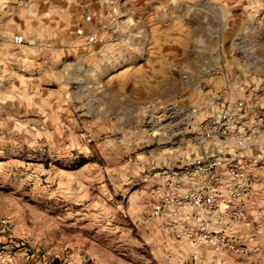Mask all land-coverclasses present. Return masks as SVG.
<instances>
[{
  "label": "rangeland",
  "instance_id": "obj_1",
  "mask_svg": "<svg viewBox=\"0 0 264 264\" xmlns=\"http://www.w3.org/2000/svg\"><path fill=\"white\" fill-rule=\"evenodd\" d=\"M112 3L97 12L109 45L0 88V264H264V89L227 88L230 56L264 83V6ZM228 94L254 100L225 107L245 130L208 137ZM211 154L227 164L195 173ZM215 188L209 226L240 250L174 230L169 199Z\"/></svg>",
  "mask_w": 264,
  "mask_h": 264
},
{
  "label": "crops",
  "instance_id": "obj_2",
  "mask_svg": "<svg viewBox=\"0 0 264 264\" xmlns=\"http://www.w3.org/2000/svg\"><path fill=\"white\" fill-rule=\"evenodd\" d=\"M104 4L112 6L113 3L112 0H0V81L3 84L0 83V88L26 80L34 82L29 78L55 62L50 60L94 53L96 48L109 45L112 37L100 30L97 18V12ZM248 4L249 7L264 6V0H248ZM230 57L227 73L237 76L230 78L229 90H250L247 87L250 84L252 90L261 86L264 89L261 81H248L256 80V74L261 70ZM253 103L254 100L245 97L238 105L247 111ZM257 103L264 106V95ZM238 105L230 94L221 103L222 109ZM217 144L209 145L207 150H219L221 145L217 147Z\"/></svg>",
  "mask_w": 264,
  "mask_h": 264
},
{
  "label": "built area",
  "instance_id": "obj_3",
  "mask_svg": "<svg viewBox=\"0 0 264 264\" xmlns=\"http://www.w3.org/2000/svg\"><path fill=\"white\" fill-rule=\"evenodd\" d=\"M241 117L242 114L237 110H222L214 117L213 122L208 124L207 136L213 137L219 135L228 137L235 133H241L245 130V125L239 122ZM226 164L227 162L224 157L211 154L196 157L192 163V167L195 173H202L205 177H212L218 169ZM231 169L234 173L235 171L232 166ZM214 190L216 188L208 191L205 189L202 191H192L186 195L171 197L169 199L171 206L170 213L175 218L180 219L182 223L177 226L173 225L174 230L178 229L180 235L189 239L195 246L206 244L217 251L227 246L231 249L240 250L238 244L231 243L229 240L226 241L225 238L220 239L218 232L213 231L209 226V216L215 211L217 205V193ZM161 212L162 205L155 206L153 213L160 215Z\"/></svg>",
  "mask_w": 264,
  "mask_h": 264
},
{
  "label": "water",
  "instance_id": "obj_4",
  "mask_svg": "<svg viewBox=\"0 0 264 264\" xmlns=\"http://www.w3.org/2000/svg\"><path fill=\"white\" fill-rule=\"evenodd\" d=\"M52 264H59V260L55 259Z\"/></svg>",
  "mask_w": 264,
  "mask_h": 264
}]
</instances>
